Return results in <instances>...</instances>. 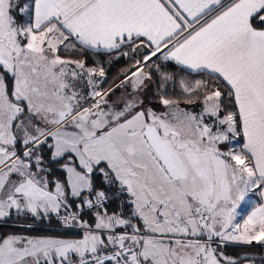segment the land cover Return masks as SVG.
<instances>
[{"label":"snow or ice","instance_id":"snow-or-ice-1","mask_svg":"<svg viewBox=\"0 0 264 264\" xmlns=\"http://www.w3.org/2000/svg\"><path fill=\"white\" fill-rule=\"evenodd\" d=\"M249 192L264 0H0V222L77 233L0 236V264H264L225 250L264 247Z\"/></svg>","mask_w":264,"mask_h":264},{"label":"trees","instance_id":"trees-1","mask_svg":"<svg viewBox=\"0 0 264 264\" xmlns=\"http://www.w3.org/2000/svg\"><path fill=\"white\" fill-rule=\"evenodd\" d=\"M91 63V61H89ZM123 61H121L120 63H117V64H113L111 69H110V72H109V76L111 77L112 75H114L117 70L123 66ZM169 71H173L175 72L176 71V67L174 65L170 66ZM115 205L112 206V208L115 209ZM12 223L10 225L7 226L6 225H3L1 226L0 225V236H3V235H7V234H11V233H29V234H60V235H73V233H70V232H61L59 229L57 228H48L44 225H40V226H37L35 227L34 229L30 230L28 229L26 226L25 227H21L20 223L19 222H14V221H11ZM56 222L53 221V224H55ZM228 248V253H240V252H243V251H250L254 256H256L257 254H260L262 252V250H264V247L262 246H259V245H251V246H243V245H239V246H236V247H231V246H226ZM256 264H260L259 260H257Z\"/></svg>","mask_w":264,"mask_h":264},{"label":"crops","instance_id":"crops-1","mask_svg":"<svg viewBox=\"0 0 264 264\" xmlns=\"http://www.w3.org/2000/svg\"><path fill=\"white\" fill-rule=\"evenodd\" d=\"M254 26H257V27L259 28L261 25L259 24V22L254 21ZM155 106L157 107V105H155ZM255 194H258V193H255ZM258 196H259V195H258ZM254 197H255V199H256V195H254ZM259 197H260V196H259ZM259 201H260L259 204H264V199H261V197H260V200H259ZM254 204H255V203H254ZM254 204L251 205L252 207L249 206L250 208L248 207V208H246V209H244V210L238 207V208H237V216H236V220H235V222H236V223H242L243 220L247 218V215L250 214L251 211L253 210V208L255 207ZM256 206H257V205H256ZM111 210H114V208L110 209V211H111ZM11 223H12L11 221H8V222H0V225L3 226V225H6V224H7V226H8V225H10ZM70 233H73V235L68 234L69 236L77 235L76 232H70ZM55 235H60V234H55ZM253 245H255V243H254ZM226 246L236 247V246H239V245H237V244H233V243L229 242V243H227ZM243 246H247V245H243ZM259 246H260V245H259ZM225 250L228 251V248L226 247Z\"/></svg>","mask_w":264,"mask_h":264},{"label":"rangeland","instance_id":"rangeland-1","mask_svg":"<svg viewBox=\"0 0 264 264\" xmlns=\"http://www.w3.org/2000/svg\"><path fill=\"white\" fill-rule=\"evenodd\" d=\"M157 107H159V105H157ZM237 139H239V138H237ZM221 147H225V145H222ZM254 195H256V199H255ZM259 200H260V197L258 196V194H255L253 192H249L245 196L244 200L240 202L239 208L244 210V209L248 208L249 206L252 207L251 205L254 203H255L254 206H256L259 204V202H260ZM257 255H264V250H262V252L260 254H257Z\"/></svg>","mask_w":264,"mask_h":264}]
</instances>
